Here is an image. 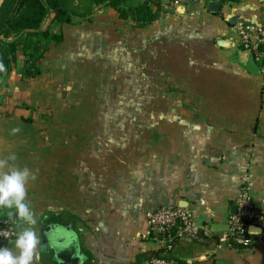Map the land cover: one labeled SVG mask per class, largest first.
Returning <instances> with one entry per match:
<instances>
[{
    "label": "crops",
    "instance_id": "1",
    "mask_svg": "<svg viewBox=\"0 0 264 264\" xmlns=\"http://www.w3.org/2000/svg\"><path fill=\"white\" fill-rule=\"evenodd\" d=\"M215 1L158 0L145 27L94 6L55 27L39 76L22 80L19 60L0 86V158L38 170L35 264H143L161 252L146 211L179 198L210 227L175 240L179 264H264V220L244 250L211 230L228 224L243 176L264 213V69L236 42L239 25L264 23V0Z\"/></svg>",
    "mask_w": 264,
    "mask_h": 264
},
{
    "label": "trees",
    "instance_id": "2",
    "mask_svg": "<svg viewBox=\"0 0 264 264\" xmlns=\"http://www.w3.org/2000/svg\"><path fill=\"white\" fill-rule=\"evenodd\" d=\"M148 2L149 0L136 3L133 0H4L0 6V86L7 85V78L19 60H22V66L18 70L22 80L40 75L47 51L63 38L62 32L55 27L74 23L73 17L80 20L87 18L94 6L103 3L115 8L120 18H130L134 26L145 27L160 15V7L153 9ZM46 20L48 23L42 28ZM10 211L14 210L0 209V225L13 221V217L8 214ZM247 237V243L239 244L230 240L229 246H226L238 250L250 248L253 236L247 234Z\"/></svg>",
    "mask_w": 264,
    "mask_h": 264
},
{
    "label": "built area",
    "instance_id": "3",
    "mask_svg": "<svg viewBox=\"0 0 264 264\" xmlns=\"http://www.w3.org/2000/svg\"><path fill=\"white\" fill-rule=\"evenodd\" d=\"M158 0H149L152 5ZM208 0H169V4L174 6L184 5L190 2ZM236 42L241 50L247 51L252 59L262 65L264 69V23L252 22L241 24L237 27ZM244 185L235 197L236 212L229 216L228 230L220 231L218 241L229 246V241L236 243H247L248 225L261 226L264 220L263 211L254 203L249 186L248 177L243 176ZM146 222L150 230H155L160 234V254L151 255L143 261V264H177L175 256L172 254L175 240L198 239L201 231L210 232L209 226L198 227L195 224L189 210L180 209L176 206H158L149 209L145 213ZM18 229L13 221L0 225V245L15 238Z\"/></svg>",
    "mask_w": 264,
    "mask_h": 264
},
{
    "label": "clouds",
    "instance_id": "4",
    "mask_svg": "<svg viewBox=\"0 0 264 264\" xmlns=\"http://www.w3.org/2000/svg\"><path fill=\"white\" fill-rule=\"evenodd\" d=\"M17 131L12 129L13 133ZM16 160L15 152L0 158V209L14 210L9 216L19 218L28 227L15 234L11 247L0 245V264H35L39 239L34 228L36 218L27 200V185L37 180L38 170L21 167Z\"/></svg>",
    "mask_w": 264,
    "mask_h": 264
},
{
    "label": "water",
    "instance_id": "5",
    "mask_svg": "<svg viewBox=\"0 0 264 264\" xmlns=\"http://www.w3.org/2000/svg\"><path fill=\"white\" fill-rule=\"evenodd\" d=\"M4 0H0V6L3 3ZM183 6L180 5L179 8L181 9ZM207 9L212 11V12H218L219 11V3L215 0H209L207 2ZM223 42V41H221ZM220 42V43H221ZM175 206L177 208L180 209H189V204L188 202L183 199V198H179L176 202H175ZM236 212V206L233 205L230 207V214H234ZM229 228L228 224H220V223H212L211 224V230L213 232H220V231H227ZM262 228L261 226H257V225H248L247 227V233L249 235H257L261 232Z\"/></svg>",
    "mask_w": 264,
    "mask_h": 264
},
{
    "label": "rangeland",
    "instance_id": "6",
    "mask_svg": "<svg viewBox=\"0 0 264 264\" xmlns=\"http://www.w3.org/2000/svg\"><path fill=\"white\" fill-rule=\"evenodd\" d=\"M135 119H136V118H134V121H135ZM144 119L146 120V118H144V117L139 118L140 121H142V120H144ZM135 122H136V121H135ZM135 122H134V123H135Z\"/></svg>",
    "mask_w": 264,
    "mask_h": 264
}]
</instances>
